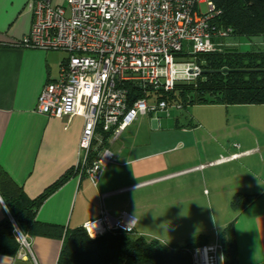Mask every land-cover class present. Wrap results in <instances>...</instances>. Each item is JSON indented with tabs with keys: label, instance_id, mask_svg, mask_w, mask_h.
<instances>
[{
	"label": "crops",
	"instance_id": "1",
	"mask_svg": "<svg viewBox=\"0 0 264 264\" xmlns=\"http://www.w3.org/2000/svg\"><path fill=\"white\" fill-rule=\"evenodd\" d=\"M26 2L0 0V168L29 198L74 170L43 200L36 220L68 230L83 226L101 208L112 215L126 211L136 219L134 235L158 239L162 204L176 206L177 217L178 196L191 201L189 194L197 184L206 187L208 204L230 207L235 194H254L257 197L244 209L230 207L229 213L219 208L216 225L191 236L204 234L209 242H219L221 229L233 221L237 264H264V104H193L172 112L168 108L163 114L171 119L160 123L153 115H141L108 144L113 160L94 185L75 171L83 118L36 111L42 87L58 77L66 54L11 45L30 30L32 15ZM229 111L235 112L232 117ZM232 154L239 155L227 159ZM199 164L204 166L201 170L162 178ZM123 188L127 190L117 192ZM8 214L0 196V221ZM30 236L33 259L0 254V264H56L62 240Z\"/></svg>",
	"mask_w": 264,
	"mask_h": 264
},
{
	"label": "built area",
	"instance_id": "2",
	"mask_svg": "<svg viewBox=\"0 0 264 264\" xmlns=\"http://www.w3.org/2000/svg\"><path fill=\"white\" fill-rule=\"evenodd\" d=\"M26 5L32 15L30 30L11 45L66 54L58 77L42 87L36 111L50 117L83 118L76 169L81 175L85 168L94 185L113 160L108 144L127 125L140 115L181 108L180 103L159 97L201 73L194 61L179 59L184 47L191 55L221 52L222 40L231 36V29L213 24L221 12L211 0H27ZM135 92L140 96L129 102ZM90 151L96 155L87 164ZM203 167L199 164L162 178ZM8 218L18 243L17 257L33 259L31 236L17 227L10 214ZM135 224L129 212L112 215L101 208L82 227L95 238L116 230L132 232ZM220 261L218 241L192 251V264Z\"/></svg>",
	"mask_w": 264,
	"mask_h": 264
},
{
	"label": "trees",
	"instance_id": "3",
	"mask_svg": "<svg viewBox=\"0 0 264 264\" xmlns=\"http://www.w3.org/2000/svg\"><path fill=\"white\" fill-rule=\"evenodd\" d=\"M220 10L213 24L231 29V36L264 35V0H211ZM192 61L201 73L193 81L178 82L174 89L160 96L181 106L193 104H264V52H238L224 46L221 52L199 53ZM223 69L227 71L223 72ZM132 101L140 96L132 93ZM106 144V140L104 141ZM96 153L90 151L87 164ZM85 169V168H84ZM84 169L81 176H85ZM79 173V169L75 170ZM74 170L65 172L35 198H29L0 168V196L17 227L29 235L61 239L56 264H192L194 248L209 243L198 234L180 244L167 245L158 239L134 235L135 231L116 230L91 238L84 228L65 230L62 226L36 220L43 200L57 189ZM257 195L237 193L231 201L233 210L251 204ZM223 264H237V246L233 221L219 233ZM18 250L12 225L6 217L0 221V254L14 255Z\"/></svg>",
	"mask_w": 264,
	"mask_h": 264
},
{
	"label": "rangeland",
	"instance_id": "4",
	"mask_svg": "<svg viewBox=\"0 0 264 264\" xmlns=\"http://www.w3.org/2000/svg\"><path fill=\"white\" fill-rule=\"evenodd\" d=\"M224 46H233L238 52H264V35H252L249 37L246 36H236V37H228L222 40ZM193 55H191L190 48L184 47L183 55L180 56L179 59L192 60ZM198 77V76H197ZM171 112L174 110H178L175 107L169 108ZM180 112L184 113V110H180ZM235 113V112H234ZM229 111V117L234 114ZM240 115L244 116H256L258 112L249 113L247 111L238 112ZM260 113V112H259ZM208 114V113H206ZM204 114V115H206ZM260 114H264L261 112ZM141 116V115H140ZM139 118H143L140 117ZM137 117V118H138ZM172 116H166L163 112H158L153 115V118H157L159 123L162 120H169ZM138 118V119H139ZM206 187L201 184L195 185V187L191 190V201H188L186 197L178 196V210L176 211L177 217H174L173 207L170 206L169 203L162 204V222L158 224V228L160 229V235H158V239L162 240L167 245L172 244H180L187 237L195 234L198 229L203 228H211L216 225L214 220L216 214L219 212V208L224 209L230 213V207L226 203H215L211 202L208 204L207 197L204 194V189ZM172 207L171 212L169 213V208ZM189 209H192L193 212H190ZM184 216V217H181ZM135 228V227H134ZM133 228V231L135 230ZM212 231L208 230L207 232ZM211 243V242H209ZM219 264H223V261H220Z\"/></svg>",
	"mask_w": 264,
	"mask_h": 264
},
{
	"label": "water",
	"instance_id": "5",
	"mask_svg": "<svg viewBox=\"0 0 264 264\" xmlns=\"http://www.w3.org/2000/svg\"><path fill=\"white\" fill-rule=\"evenodd\" d=\"M222 71L225 72V71H227V69H223Z\"/></svg>",
	"mask_w": 264,
	"mask_h": 264
}]
</instances>
